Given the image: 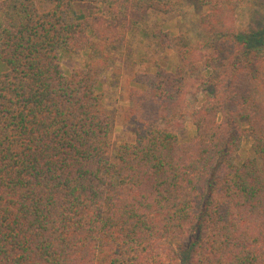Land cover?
<instances>
[{
  "label": "trees",
  "instance_id": "1",
  "mask_svg": "<svg viewBox=\"0 0 264 264\" xmlns=\"http://www.w3.org/2000/svg\"><path fill=\"white\" fill-rule=\"evenodd\" d=\"M197 1L203 38L159 25L149 61L129 35L183 0L0 1V264H264V35L237 25L247 0Z\"/></svg>",
  "mask_w": 264,
  "mask_h": 264
},
{
  "label": "rangeland",
  "instance_id": "2",
  "mask_svg": "<svg viewBox=\"0 0 264 264\" xmlns=\"http://www.w3.org/2000/svg\"><path fill=\"white\" fill-rule=\"evenodd\" d=\"M1 1V0H0ZM41 3L43 0H39ZM88 8L97 10L95 7L103 8L102 2L87 3ZM202 7L198 4L197 0H183V4L179 7V12H172L169 14H162L156 11H150L147 16V22L145 25H139L135 31H133L130 37V44L134 48V57L139 60L142 58L144 61L150 59H157L155 57L161 56V51L154 47L152 42V29L157 26H162L164 29L170 30L172 33L185 32L190 38L191 42L196 44L203 38L202 32L198 26V18L202 12ZM102 11V10H101ZM180 13V14H179ZM237 25L243 31L248 29H260L259 37L264 35V0H247L242 5L237 14ZM116 61L113 63L114 69L104 74V81L102 83V90L106 97V103L113 111L116 117V136L122 137L126 134L127 129L121 125V108L130 104L128 100V91L131 87L130 79L128 78L127 71L122 67V62L117 60L118 53L114 54ZM172 58L175 57L173 52H169ZM88 52H82L80 54H67L62 56V65L65 69H71L75 66H80L89 59ZM140 64H136V68ZM143 65V64H142ZM147 67L148 63L143 65ZM142 67V69H143ZM120 68V70H118ZM2 67L0 66V71ZM202 94L198 90L196 82L192 80L188 91V99L191 104L197 103V98ZM180 137L183 140H189L195 134V126L190 119L184 122L182 129L179 131ZM244 155L248 152V143L244 147Z\"/></svg>",
  "mask_w": 264,
  "mask_h": 264
}]
</instances>
